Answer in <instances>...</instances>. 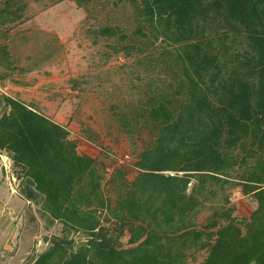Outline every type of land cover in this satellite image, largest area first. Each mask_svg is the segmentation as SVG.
<instances>
[{
  "label": "trees",
  "instance_id": "obj_1",
  "mask_svg": "<svg viewBox=\"0 0 264 264\" xmlns=\"http://www.w3.org/2000/svg\"><path fill=\"white\" fill-rule=\"evenodd\" d=\"M69 1L88 9L96 0ZM117 1L136 12L133 36L101 23L90 29L94 43L115 39L107 44L114 53L136 50L169 76L118 113L124 133L149 135L133 178L112 152L81 153V136L0 95V153L13 161L24 197L63 225L31 264H188L201 252L199 264H264V0ZM27 6L3 1L0 39L29 18ZM10 57L0 41L1 80L39 66ZM230 188L254 197L249 217L234 215ZM205 210L207 223L199 222ZM71 232L84 239L76 244Z\"/></svg>",
  "mask_w": 264,
  "mask_h": 264
},
{
  "label": "rangeland",
  "instance_id": "obj_2",
  "mask_svg": "<svg viewBox=\"0 0 264 264\" xmlns=\"http://www.w3.org/2000/svg\"><path fill=\"white\" fill-rule=\"evenodd\" d=\"M3 1L0 0V6ZM24 1L28 3L29 18L13 23L7 38L0 41L9 44L14 64L26 66L32 60H40L39 66L32 72L0 79V95L7 94L34 105L69 129L72 136H81L79 151L83 154L101 157L103 148L119 158L128 155L127 162L115 164H124L130 170L129 178H133L136 171L132 164L149 135L147 131L131 136L124 133L118 113H128L145 97V90L169 76L141 60L136 50L130 57L123 52L114 53L107 44L115 39L100 38L94 43L90 30L108 22L132 37L136 22L133 6L117 0H96L94 7L88 9L69 0ZM4 28H0L3 33ZM24 36L29 38L23 39ZM49 52L51 55L47 56ZM4 69L0 65V72ZM0 102L1 115L4 103L1 99ZM107 162L111 164L110 159ZM15 168L11 158L1 152L0 264H31L49 247L50 242L45 238L64 234L63 225L57 221L51 223L42 214L40 204L24 197ZM226 194L239 219L249 217L256 207L254 197L243 195L240 188H230ZM207 215L208 211H203L198 221L207 223ZM69 238L78 244L84 236L71 232ZM126 240L127 236L123 238ZM204 256L201 252L188 264H199Z\"/></svg>",
  "mask_w": 264,
  "mask_h": 264
},
{
  "label": "built area",
  "instance_id": "obj_3",
  "mask_svg": "<svg viewBox=\"0 0 264 264\" xmlns=\"http://www.w3.org/2000/svg\"><path fill=\"white\" fill-rule=\"evenodd\" d=\"M128 157H129L128 155H124L122 158L117 157V160L120 163H124V162H127V160H128L127 158Z\"/></svg>",
  "mask_w": 264,
  "mask_h": 264
}]
</instances>
